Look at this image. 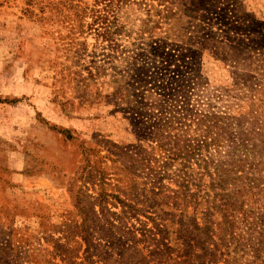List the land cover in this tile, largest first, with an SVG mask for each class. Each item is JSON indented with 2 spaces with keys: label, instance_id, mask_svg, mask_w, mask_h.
Here are the masks:
<instances>
[{
  "label": "rangeland",
  "instance_id": "374dc122",
  "mask_svg": "<svg viewBox=\"0 0 264 264\" xmlns=\"http://www.w3.org/2000/svg\"><path fill=\"white\" fill-rule=\"evenodd\" d=\"M95 1L0 0V264H264V0H110L111 43ZM168 92L222 137L152 185ZM235 200L236 240L203 246Z\"/></svg>",
  "mask_w": 264,
  "mask_h": 264
},
{
  "label": "trees",
  "instance_id": "16d2710c",
  "mask_svg": "<svg viewBox=\"0 0 264 264\" xmlns=\"http://www.w3.org/2000/svg\"><path fill=\"white\" fill-rule=\"evenodd\" d=\"M105 1L106 0H96V5L102 7L90 9L89 12L92 21L89 27L94 31L96 38H100L101 41L111 43L113 41L112 36L114 33L119 31V27L117 25V18L114 14V8H112L113 6L110 3L111 1L108 0V3L110 4H107ZM167 95H170L168 96V101L164 105V108L159 114L156 122H153V126H156V129H154V139L157 143L156 150L158 152V156L161 157V160L164 159V161H161V163L158 164L156 171L150 165V163L153 162L152 160H154L155 163L158 162V160L154 157L155 154H151L146 158L141 157L139 159V166L148 171L147 174L150 175L149 177H151L153 174L152 176L155 180L152 182V185H154L156 179H158V176L155 175L165 173L174 166L173 162L180 159L182 155L187 157L189 154H191V152H194V149L199 150L201 147H208L209 145L218 142L222 137L221 117L219 115L209 111H204V109H200L199 102H197L199 100L196 101V104L191 103V94L189 93H184V95H180L179 97H177L175 94H170V92H168ZM253 107L256 108L255 111H253ZM261 108V100H258V103L252 106V111L250 113L253 116V120L255 118L257 120L258 117H264V111ZM251 125H254V123L251 122ZM185 146L191 149L187 150ZM168 155H171L172 157L168 158ZM130 158L133 161L135 160L132 158V156H130ZM133 164L134 163H132V165ZM178 165H180L179 170L184 167L183 164ZM160 177H162V175ZM258 186H262L261 189L258 187H251L248 188L246 193H251L255 189L257 192H255L253 195L263 192L264 184ZM236 204V200L230 203L224 201L220 204H217L216 210L218 212V216L215 218V220H206V222H204L205 226L202 229L204 230V234L200 235L198 238H196V240L201 241L203 246H205L207 240L212 241L214 237L213 235H216L219 241L225 242L227 239L235 241L237 236V234H235V229L238 222L237 213L240 211V208L236 206ZM128 212L133 213V208L128 206ZM259 220L263 221L264 216H261ZM193 225L197 229L200 228L198 223L194 220ZM214 227L216 230H218V234H211ZM227 242L229 241L227 240ZM231 243L235 244L234 242L225 244L227 245ZM237 244L242 245L237 240L235 248H238L236 246ZM218 247L219 245H216L214 250L207 249V252L209 255L214 257L216 252L220 251ZM226 251H228V248H226Z\"/></svg>",
  "mask_w": 264,
  "mask_h": 264
}]
</instances>
